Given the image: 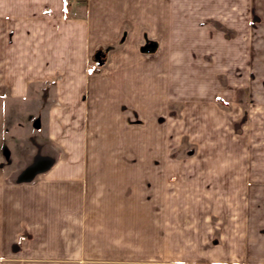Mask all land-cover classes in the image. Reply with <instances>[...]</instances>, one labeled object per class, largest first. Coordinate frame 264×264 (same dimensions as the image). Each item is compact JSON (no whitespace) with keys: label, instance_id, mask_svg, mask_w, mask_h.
<instances>
[{"label":"crops","instance_id":"0c3cea01","mask_svg":"<svg viewBox=\"0 0 264 264\" xmlns=\"http://www.w3.org/2000/svg\"><path fill=\"white\" fill-rule=\"evenodd\" d=\"M255 17L264 79V0H0V264H264V145L214 127L175 163L171 117L239 108L215 24Z\"/></svg>","mask_w":264,"mask_h":264},{"label":"rangeland","instance_id":"374dc122","mask_svg":"<svg viewBox=\"0 0 264 264\" xmlns=\"http://www.w3.org/2000/svg\"><path fill=\"white\" fill-rule=\"evenodd\" d=\"M238 21V25L235 28L228 26V21L225 24L226 20H223L220 24L216 23L217 26L215 24V27L217 35L220 36L222 40V49L225 50L223 53L227 52L228 55V51L233 47L237 48V52H239L237 69L230 67V56H223V75H221L224 85H228L230 77H234L233 81L236 79L239 87L246 89V91L242 92L240 94L241 96H239V108L235 109L228 97H219L217 95L205 103L204 111L197 108L188 109L186 106L184 108L180 106V103H175L172 110L173 113L171 114L174 131L175 163H181L183 159L186 160L189 156L192 157L199 144L202 145V147L208 148V142L213 140V138L206 137L204 139L197 137L195 134L198 132L202 134L207 132L206 134H210L213 132L214 127H218L217 132H219L221 136L220 138L216 136L217 139L215 142L218 144V147L223 149L230 147L231 137L235 138L236 133H243V136L241 137L239 135V137L244 146L246 140L244 136L247 130L245 129L246 127H250V130L253 132L254 147L264 145V103L257 101V99L263 97V95H261V91H258L256 86L258 84H263L264 79L261 75H257L252 69H246L244 65L247 49L250 47L253 48L256 54L257 47L262 41L263 35L256 34L257 30H259L257 26V17L253 20V27L246 28L240 26V24L242 25L245 22L242 20L241 23V19ZM199 111L202 114H198ZM195 115L202 117H220L221 123H200L197 118H194L199 116ZM233 116H239V121L234 122ZM23 121L24 116H21L19 122ZM250 121L253 123L251 124ZM22 137V134L16 136L2 135L0 138V151L7 156H9L11 151L22 154L24 152V148H22ZM24 138L27 137L25 136ZM225 160L227 159L225 158Z\"/></svg>","mask_w":264,"mask_h":264},{"label":"trees","instance_id":"16d2710c","mask_svg":"<svg viewBox=\"0 0 264 264\" xmlns=\"http://www.w3.org/2000/svg\"><path fill=\"white\" fill-rule=\"evenodd\" d=\"M68 2H69V0H65L66 6H67Z\"/></svg>","mask_w":264,"mask_h":264},{"label":"water","instance_id":"95a60500","mask_svg":"<svg viewBox=\"0 0 264 264\" xmlns=\"http://www.w3.org/2000/svg\"><path fill=\"white\" fill-rule=\"evenodd\" d=\"M35 124H36V126H39V123H38V121H36V123H35Z\"/></svg>","mask_w":264,"mask_h":264},{"label":"built area","instance_id":"2783aa9c","mask_svg":"<svg viewBox=\"0 0 264 264\" xmlns=\"http://www.w3.org/2000/svg\"><path fill=\"white\" fill-rule=\"evenodd\" d=\"M72 1H77V0H72Z\"/></svg>","mask_w":264,"mask_h":264}]
</instances>
